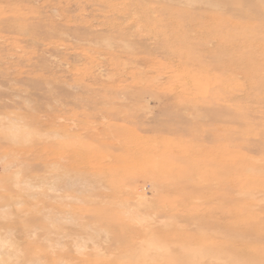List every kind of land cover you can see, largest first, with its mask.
Here are the masks:
<instances>
[{
  "label": "rangeland",
  "instance_id": "obj_1",
  "mask_svg": "<svg viewBox=\"0 0 264 264\" xmlns=\"http://www.w3.org/2000/svg\"><path fill=\"white\" fill-rule=\"evenodd\" d=\"M0 264H264V0H0Z\"/></svg>",
  "mask_w": 264,
  "mask_h": 264
}]
</instances>
